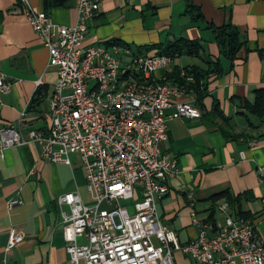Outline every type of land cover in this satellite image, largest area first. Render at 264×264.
Masks as SVG:
<instances>
[{
	"label": "crops",
	"instance_id": "0c3cea01",
	"mask_svg": "<svg viewBox=\"0 0 264 264\" xmlns=\"http://www.w3.org/2000/svg\"><path fill=\"white\" fill-rule=\"evenodd\" d=\"M27 1L56 25L70 27L76 21L75 0L48 11L42 0ZM226 25L236 28L243 42L231 61L219 55L212 33ZM177 40L199 41L201 50L176 57L174 70L205 72L218 64L220 72L210 73L203 81L204 99L198 102L194 94L187 98L199 118L167 122L168 140L161 150L175 159L179 174L168 181V193L156 201L159 221L180 245L187 244L198 234L192 214L208 220L212 208L224 203L213 204L212 198L227 192L239 198L231 213L239 216L240 212L243 216L239 217L251 220L264 242L259 202L264 199V182L258 173L259 169L264 173V119L257 120L245 109L254 102L256 91L264 89V0H99L98 11L87 23L83 46L117 43L145 55L149 49L165 48ZM47 63L48 53L28 25L19 1L0 0V72L10 84L9 92L1 97L0 130L16 125L24 136L31 131L48 132L49 100L57 75ZM167 83L173 81L167 79ZM253 141L256 146L251 147ZM71 160V166L51 164L32 144L4 151L0 159V264H69L60 216L69 210L59 207L57 199L76 193L85 205L90 204L82 164L74 157ZM11 199H19L21 205L8 210ZM213 218L222 220L217 212ZM12 229L23 240L8 250ZM173 264L194 262L175 252Z\"/></svg>",
	"mask_w": 264,
	"mask_h": 264
},
{
	"label": "built area",
	"instance_id": "2783aa9c",
	"mask_svg": "<svg viewBox=\"0 0 264 264\" xmlns=\"http://www.w3.org/2000/svg\"><path fill=\"white\" fill-rule=\"evenodd\" d=\"M18 1L57 79L49 100L48 132L24 136L16 125L2 128L0 159L9 148L32 144L51 164L71 166L72 157L82 164L90 204L76 193L57 199L59 207L69 210L60 213L69 264H173L175 252L194 264H264V242L257 229L251 220L233 215L225 202L216 206L221 221L199 220L192 214L198 234L187 244L180 245L159 221L156 201L179 174L175 159L161 150L168 140L167 122L199 118L187 101L194 93H174V84L167 83L177 56L136 55L109 45L84 47L87 23L98 11L99 0H75L77 17L70 27L54 24L27 0ZM178 79L193 82L185 70H179ZM119 81H126L127 89H120ZM154 81H162L161 90H153ZM88 83H95L96 91H88ZM9 90L0 72V102ZM89 97L104 101L107 113L93 110ZM258 173L264 182L263 170ZM259 202L264 213V199ZM20 205L19 199H11L7 209ZM22 240L12 229L7 249Z\"/></svg>",
	"mask_w": 264,
	"mask_h": 264
},
{
	"label": "trees",
	"instance_id": "16d2710c",
	"mask_svg": "<svg viewBox=\"0 0 264 264\" xmlns=\"http://www.w3.org/2000/svg\"><path fill=\"white\" fill-rule=\"evenodd\" d=\"M71 1L72 0H42V5L44 11H48L51 9L63 8ZM198 18L199 17L196 19ZM212 33L214 35V41L218 48L219 55L230 61L233 60L243 46V42L241 41L240 35L236 28L226 25L212 29ZM200 50L201 46L199 41L186 42L183 40H177L165 48L157 47L154 49H149L146 51V54L157 53L159 55H166L170 57L176 55L179 57L182 55H196ZM211 67L212 68H210V70L205 72L198 71L196 69H185V71L193 78V82L190 84H186L182 80L178 79L179 70H174L168 75L167 79H171L173 84L176 86L183 87L186 90H191L196 96V100L200 102L206 96V84H204L203 81L210 73L218 74L220 72L218 64H215ZM255 94L254 102L251 105H246L245 109L250 116L261 121L264 119V89L256 91ZM214 112H217V107L214 108ZM222 120L226 122V119L222 118ZM238 200L239 198H234L227 192L221 193L212 198L213 204L224 201L232 210L234 209V206L237 204ZM215 212L216 209L212 208L208 220L213 221V214ZM237 215L243 216L240 212L237 213Z\"/></svg>",
	"mask_w": 264,
	"mask_h": 264
},
{
	"label": "bare ground",
	"instance_id": "6f19581e",
	"mask_svg": "<svg viewBox=\"0 0 264 264\" xmlns=\"http://www.w3.org/2000/svg\"><path fill=\"white\" fill-rule=\"evenodd\" d=\"M109 47H123L126 49H130L129 47L119 45L117 43H110ZM120 89H127L126 81H119ZM162 89V81H154L153 82V90H161ZM88 91H96L95 83H88ZM174 93L177 94H187V90L183 87H179L174 85ZM89 104L93 107V110H98L99 113H107V105L104 101H101L99 97H89Z\"/></svg>",
	"mask_w": 264,
	"mask_h": 264
},
{
	"label": "rangeland",
	"instance_id": "374dc122",
	"mask_svg": "<svg viewBox=\"0 0 264 264\" xmlns=\"http://www.w3.org/2000/svg\"><path fill=\"white\" fill-rule=\"evenodd\" d=\"M122 204H129V203H127V202H123Z\"/></svg>",
	"mask_w": 264,
	"mask_h": 264
}]
</instances>
